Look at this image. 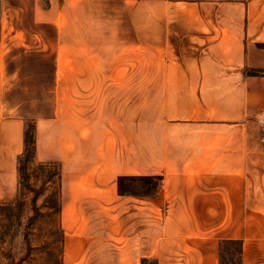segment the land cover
<instances>
[{
	"label": "crops",
	"instance_id": "obj_1",
	"mask_svg": "<svg viewBox=\"0 0 264 264\" xmlns=\"http://www.w3.org/2000/svg\"><path fill=\"white\" fill-rule=\"evenodd\" d=\"M98 33L151 43L154 73L140 81L152 82L154 125L97 119L110 104L92 99L113 90L96 84L129 78L82 72L94 60L80 51L98 47L74 36ZM256 71L264 0H3L0 204L18 199L31 121L34 159L59 170L63 264H221L225 240L242 242V264H264ZM35 99L40 117L26 116L38 113Z\"/></svg>",
	"mask_w": 264,
	"mask_h": 264
},
{
	"label": "rangeland",
	"instance_id": "obj_2",
	"mask_svg": "<svg viewBox=\"0 0 264 264\" xmlns=\"http://www.w3.org/2000/svg\"><path fill=\"white\" fill-rule=\"evenodd\" d=\"M3 0H0V24L2 17ZM98 10H100L98 8ZM98 29L104 27V21L97 20ZM82 41L96 42L97 50H82L80 55L94 62L91 67L82 66V72L91 73H125L128 81L121 83L114 81L97 83V89H112V96L96 98L98 109L106 100L109 109L100 117L114 120L127 125H154L152 112V82L140 81L154 73L155 62L151 43L137 40L135 34H81L74 38ZM73 40L72 35L66 40ZM156 60V59H155ZM157 58V67H158ZM97 62V63H96ZM87 63V62H86ZM112 63V64H111ZM158 70V68H157ZM74 72L72 66H67L65 72ZM83 84V83H82ZM86 82L84 85H89ZM94 89L95 85H91ZM127 91V97L120 98V91ZM144 90V96L140 92ZM86 100V99H82ZM38 113L26 116L40 117L39 99H35ZM118 107V108H116ZM122 107V108H120ZM32 122H28L30 125ZM130 130H132L130 128ZM20 174V192L14 203L0 204V264H63V230L57 216L59 170L57 166L41 165L34 157L23 158ZM155 183V182H153ZM140 185H144L142 182ZM147 185V184H146ZM152 185L147 186L150 191ZM233 263L242 264L239 246H231ZM152 264V263H151Z\"/></svg>",
	"mask_w": 264,
	"mask_h": 264
},
{
	"label": "trees",
	"instance_id": "obj_3",
	"mask_svg": "<svg viewBox=\"0 0 264 264\" xmlns=\"http://www.w3.org/2000/svg\"><path fill=\"white\" fill-rule=\"evenodd\" d=\"M257 74H262L264 71H256ZM25 144L26 149L24 155L20 158V174H21V163L23 158L31 159L35 156V146H36V139H35V124L31 123L28 125L26 129V137H25ZM238 245L239 246V253L242 260V253H243V245L241 241H222L220 246V256H221V264H228L233 263V251L231 246ZM156 264L155 261L146 260L144 264Z\"/></svg>",
	"mask_w": 264,
	"mask_h": 264
}]
</instances>
